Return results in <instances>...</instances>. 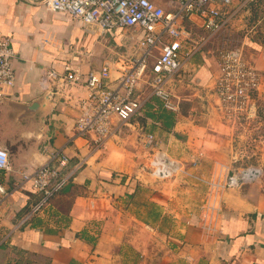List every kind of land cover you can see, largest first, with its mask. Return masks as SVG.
<instances>
[{
    "label": "crops",
    "instance_id": "crops-1",
    "mask_svg": "<svg viewBox=\"0 0 264 264\" xmlns=\"http://www.w3.org/2000/svg\"><path fill=\"white\" fill-rule=\"evenodd\" d=\"M43 1L0 0V37L15 51L16 77L0 103V146L8 150L14 170L1 178L12 195L0 205V264H264V163L255 166L262 171L257 179L214 193L201 180L217 178L220 167L235 169L234 157L192 134L187 137L190 163L177 161L189 176L181 186L172 177L142 174L144 159L149 165L159 152L153 155L154 146L148 145L155 132L141 135L135 145L142 131L137 123L122 134L115 120L117 129L102 147L78 135L75 122L88 90L84 81L69 83L64 74L77 70L84 80L109 65L116 75L141 34L104 31L52 12ZM249 46L246 59L263 76L257 105L264 88V44ZM215 61L192 60L183 71L193 85L212 92L219 57ZM50 70L57 77L44 86ZM145 86L138 92L143 98ZM218 110L233 124L258 116L232 121ZM59 153L77 170L46 208L29 217L38 195L30 183L16 187L20 172H31ZM205 163L218 168L211 177L199 172ZM199 186L207 188L200 212Z\"/></svg>",
    "mask_w": 264,
    "mask_h": 264
},
{
    "label": "built area",
    "instance_id": "built-area-1",
    "mask_svg": "<svg viewBox=\"0 0 264 264\" xmlns=\"http://www.w3.org/2000/svg\"><path fill=\"white\" fill-rule=\"evenodd\" d=\"M257 1L168 0L160 5L158 0H44L50 11L104 31L128 30L131 34H141L134 54L120 60L116 75L109 65L89 72L84 80L77 70L68 69L64 74L63 79L69 83L84 81L88 90L75 122L77 134L90 136L96 147L105 145L117 129L115 120L119 127L144 110L148 98L138 95L143 84L151 88V95L161 102L162 108L176 113L178 106L172 101L169 88L174 77L188 67L208 42ZM218 57L219 75L211 88L218 108L232 121L251 120L258 113L255 94L263 83V76L246 59L243 49L225 50ZM14 58L10 40L0 37V103L7 91L15 87ZM56 77L53 70L45 72L42 84L45 86ZM147 140L149 146L155 145L153 135ZM149 166L151 175L157 179H169L178 171L186 174L166 156H154ZM225 169L220 167L217 178L201 182L218 193L251 182L262 172L250 167L227 176ZM76 170L70 167L68 155L59 153L31 172H20L21 182L16 187L30 183L38 195L29 217L46 208L70 183ZM12 172L9 152L0 146V205L12 195L1 178Z\"/></svg>",
    "mask_w": 264,
    "mask_h": 264
},
{
    "label": "rangeland",
    "instance_id": "rangeland-1",
    "mask_svg": "<svg viewBox=\"0 0 264 264\" xmlns=\"http://www.w3.org/2000/svg\"><path fill=\"white\" fill-rule=\"evenodd\" d=\"M166 1L168 0H158L160 5H165ZM255 42L264 44V0H258L243 11L224 31L208 42L202 52L196 55L193 60L201 62L202 59H205L216 62L215 59L220 52L231 49H243L248 55L251 51L249 45ZM169 88L172 93V101L178 106V111L175 113L177 123L175 122L176 125L172 129H164L159 122L149 116L150 113L160 109L162 105L156 97L151 95V88L146 85L144 90L148 101L144 110L127 123L119 124L120 132L129 134L135 123L140 125L142 131L136 133L135 145L143 137L141 135L155 132V145L151 153L153 155L156 152L165 153L167 158L177 164H179L177 162L179 160L185 164L190 163L191 156L186 154L191 151L187 148V137L192 134L196 138L208 142L213 148L226 151L225 154H228L230 158L234 157L232 165L235 169L232 167L230 171L225 169L224 173H227V176L264 163V88L257 99L258 116L253 121L242 124H233L222 120V114L218 110L213 93L210 89L203 90L193 85L188 72L180 71L174 77ZM142 118H145V122ZM219 118L223 123L219 121ZM202 166V169L199 168V172L208 177H211V174L213 175L218 169L213 170L212 163H205ZM139 169L143 175L151 176V169L147 165L146 159ZM171 177L176 179L180 186L189 182V176L183 171L175 172ZM171 177L170 179H172ZM205 186L197 188V194L200 196L199 212L202 210V199L207 196L205 195L207 194Z\"/></svg>",
    "mask_w": 264,
    "mask_h": 264
},
{
    "label": "trees",
    "instance_id": "trees-1",
    "mask_svg": "<svg viewBox=\"0 0 264 264\" xmlns=\"http://www.w3.org/2000/svg\"><path fill=\"white\" fill-rule=\"evenodd\" d=\"M257 112H258V109H257ZM257 115H258V113H257ZM149 116L152 119L159 122L161 124V126L166 130L172 129L175 125V122H176L175 113L168 111L162 107L160 109H158L157 111L150 113Z\"/></svg>",
    "mask_w": 264,
    "mask_h": 264
},
{
    "label": "water",
    "instance_id": "water-1",
    "mask_svg": "<svg viewBox=\"0 0 264 264\" xmlns=\"http://www.w3.org/2000/svg\"><path fill=\"white\" fill-rule=\"evenodd\" d=\"M158 157H165V155L163 153L162 154H158ZM175 164H176V166L179 167V165L177 163H175Z\"/></svg>",
    "mask_w": 264,
    "mask_h": 264
}]
</instances>
